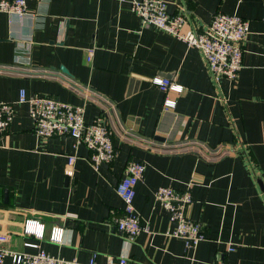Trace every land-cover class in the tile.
<instances>
[{
  "label": "crops",
  "instance_id": "0c3cea01",
  "mask_svg": "<svg viewBox=\"0 0 264 264\" xmlns=\"http://www.w3.org/2000/svg\"><path fill=\"white\" fill-rule=\"evenodd\" d=\"M130 1L27 0L23 17L0 12V103H14L0 138L6 247L76 264L123 254L133 264H264V0H165L194 32L217 11L249 22L239 75L218 86L198 49L144 26ZM154 78L182 91L164 94ZM22 90L83 107L86 123L100 118L113 161L95 171L72 137L36 136L28 104L17 102ZM130 160L146 165L134 208L148 232L127 242L114 226L123 208L115 187ZM161 186L190 192L188 216L207 240L188 248L169 236L174 225L154 197ZM53 226L63 229L61 243L48 238Z\"/></svg>",
  "mask_w": 264,
  "mask_h": 264
},
{
  "label": "built area",
  "instance_id": "2783aa9c",
  "mask_svg": "<svg viewBox=\"0 0 264 264\" xmlns=\"http://www.w3.org/2000/svg\"><path fill=\"white\" fill-rule=\"evenodd\" d=\"M27 0H0V12L10 16L23 17L26 15ZM124 1V0H120ZM130 10L141 19L144 26H153L167 33L187 46L198 49L205 61L211 82L219 85L222 79L234 82L242 68L243 45L246 41L249 22L239 16L217 11L213 14L209 24L199 32H194L185 14L177 12L168 14L165 0H131ZM92 58V51L88 50L86 62ZM152 82L166 94L180 93L182 87L166 78H154ZM18 103L26 102L29 115L34 123V133L38 137L48 138L61 135L72 137L83 144L89 151L88 161L97 171L101 163L109 164L115 156V146L111 133L100 118L90 123L84 120V109L52 97L32 95L27 97L22 90ZM174 101L163 100L165 109L173 108ZM14 113V103H0V138L7 131ZM75 156L67 157L68 166H72ZM145 163L130 160L126 164L124 175L115 187V192L123 203L121 215L115 219V230L124 235L127 242H132L140 232H148V227L142 226L134 208L136 186L142 181ZM71 177L72 171L66 173ZM157 202L168 212L169 221L174 225L169 236L182 240L185 245L194 247L207 240L200 222L188 216V206L192 202L190 192H176L161 186L154 192ZM168 234V233H167ZM38 235H42L41 233ZM63 229L53 226L49 231V240L61 243ZM7 237L0 234V264H4L6 257H10L13 264H76L71 260L50 256L43 250L35 253H18L6 247ZM231 246L227 251H231ZM90 264H94L90 261ZM108 264H133L126 255ZM212 264H229L217 258Z\"/></svg>",
  "mask_w": 264,
  "mask_h": 264
},
{
  "label": "water",
  "instance_id": "95a60500",
  "mask_svg": "<svg viewBox=\"0 0 264 264\" xmlns=\"http://www.w3.org/2000/svg\"><path fill=\"white\" fill-rule=\"evenodd\" d=\"M257 182L261 185V181L258 180ZM5 192H6V191H5Z\"/></svg>",
  "mask_w": 264,
  "mask_h": 264
}]
</instances>
